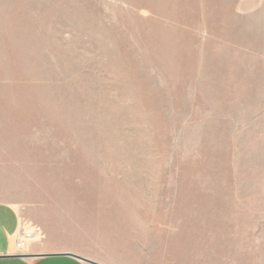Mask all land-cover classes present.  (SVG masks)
I'll return each instance as SVG.
<instances>
[{
  "label": "rangeland",
  "instance_id": "1",
  "mask_svg": "<svg viewBox=\"0 0 264 264\" xmlns=\"http://www.w3.org/2000/svg\"><path fill=\"white\" fill-rule=\"evenodd\" d=\"M238 2L0 0V200L32 239L99 264L262 246L264 0Z\"/></svg>",
  "mask_w": 264,
  "mask_h": 264
},
{
  "label": "crops",
  "instance_id": "2",
  "mask_svg": "<svg viewBox=\"0 0 264 264\" xmlns=\"http://www.w3.org/2000/svg\"><path fill=\"white\" fill-rule=\"evenodd\" d=\"M253 1L239 0L238 6L241 9L246 6L250 7L253 5ZM258 119L264 122V110ZM2 185L0 182V191L5 188ZM20 229L24 228L18 203L0 200V264H85L68 257L70 254L76 255L75 253L69 250L52 249L46 243L36 240V237L27 241L23 249L18 251L16 249V238ZM257 234L264 236V232ZM257 239H264V237ZM253 253L248 255L247 258H242L240 264H264V243L261 247H257Z\"/></svg>",
  "mask_w": 264,
  "mask_h": 264
},
{
  "label": "built area",
  "instance_id": "3",
  "mask_svg": "<svg viewBox=\"0 0 264 264\" xmlns=\"http://www.w3.org/2000/svg\"><path fill=\"white\" fill-rule=\"evenodd\" d=\"M30 239H32V234H30L24 229H20L16 238V249L18 251L22 250L25 243Z\"/></svg>",
  "mask_w": 264,
  "mask_h": 264
},
{
  "label": "water",
  "instance_id": "4",
  "mask_svg": "<svg viewBox=\"0 0 264 264\" xmlns=\"http://www.w3.org/2000/svg\"><path fill=\"white\" fill-rule=\"evenodd\" d=\"M68 257H71V258H73V259H76V260H78V261H81V262H83V263H85V264H99V263H97V262H94V261H91V260H89V259H86V258H83V257H80V256H77V255H68ZM20 258V257H19Z\"/></svg>",
  "mask_w": 264,
  "mask_h": 264
}]
</instances>
